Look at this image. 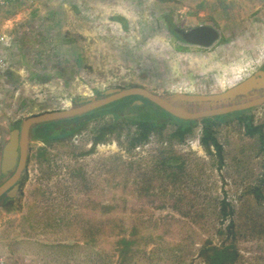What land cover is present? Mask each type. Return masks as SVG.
Returning <instances> with one entry per match:
<instances>
[{"label":"rangeland","instance_id":"rangeland-1","mask_svg":"<svg viewBox=\"0 0 264 264\" xmlns=\"http://www.w3.org/2000/svg\"><path fill=\"white\" fill-rule=\"evenodd\" d=\"M1 9L10 15L9 35L18 43L11 44L0 29V57L8 63L0 75L11 67L20 76L0 83V167L11 129L33 114L71 108L75 100L116 87L142 86L167 97L220 93L264 62V0H15ZM165 15L185 30L212 25L220 38L210 47L183 42L170 32ZM116 16L126 18V28ZM76 57L81 58L79 65ZM251 114L255 123L264 124V105ZM112 116L106 114L98 123ZM195 122L185 140L170 136L177 127L172 122L161 136L153 135L131 151L112 138L89 153L92 123L71 141L47 146L50 169L36 159L46 144L35 138L40 130L35 127L23 170L28 178L16 208H0V257L7 264H119L117 236L102 235L100 246H92L84 242L79 226L52 232L43 221L29 234L23 230L30 196L40 197L39 209L49 207L59 214L67 212L64 205L72 203L71 195L77 199L80 192L88 195L79 207L113 194L116 208L109 214L118 215L116 222L127 226L128 236L139 221L141 232L125 264H206L200 252L208 241L234 244L239 251L235 264H264V204L249 192L264 176L258 137L248 136L237 118H220L217 129L225 163L219 169L216 155L200 142L202 124ZM163 151L176 158L175 180L159 175ZM79 169L85 182L71 180ZM12 174L0 172V184ZM67 187L72 188L68 198ZM224 198L235 210L234 234L228 231L229 219L219 214ZM82 217L78 225L85 223Z\"/></svg>","mask_w":264,"mask_h":264},{"label":"trees","instance_id":"trees-1","mask_svg":"<svg viewBox=\"0 0 264 264\" xmlns=\"http://www.w3.org/2000/svg\"><path fill=\"white\" fill-rule=\"evenodd\" d=\"M115 20L120 22L126 28V18L123 16H116ZM165 21L170 32L176 36L179 40L185 42L182 37L175 32L176 23L169 15H165ZM174 27V28H173ZM81 58L76 57L75 64L79 65ZM142 100V104L131 105L135 100ZM114 108H107V106L94 110L90 113L76 116L69 119H64L48 124L38 125L37 128H40V132H35V138L41 139L44 141L46 146L39 148L36 153V159L43 166H46L47 169H50V160L48 158L47 146H51L56 142H67L71 141L74 136L83 133L88 130L92 123L95 125L92 126L91 130L93 135L91 138L93 146L88 152L91 153L94 151L95 147L99 143H105L112 138L119 140V144L122 147H125L127 150L131 151L139 145L145 144L150 140L153 135L161 136L167 125L170 123L177 124V127L174 128L171 137L178 140H185L188 134H191L194 128L198 125L195 121L181 120L172 116L167 111L161 109L159 106L153 102L144 99L140 96H131L116 102ZM113 104V103H111ZM128 108L129 112L124 113L125 109ZM252 110H242L225 115L213 116L208 118H203L200 120L202 124V135L200 142L202 146L210 154L216 155V160L218 162V168L221 169L225 163L224 157V147L218 137V127L219 119L233 117L237 118L240 124L244 127L245 133L251 137H258L260 143V152L263 156L264 161V124H257L254 120V115L251 114ZM133 113L132 115H130ZM106 114H112V119L108 120L105 123H98L99 119H103ZM20 125V124H19ZM43 126V131L41 130ZM19 128V127H17ZM162 157L158 161L157 166L159 170V175L163 178L167 175V178L174 179L176 178L175 168L178 166V163L173 162L176 160L174 156L169 157L167 152L163 151L161 153ZM30 160V158H29ZM47 172L48 170H43ZM49 172V171H48ZM73 181L77 180L79 182H85V174L82 170H76L72 173ZM175 177V178H174ZM28 178L27 170L22 174L20 178V191L14 198H6L4 204L0 208L7 209L9 211L16 208L14 202L20 198L22 189ZM149 182H152L153 178L150 176ZM154 185V184H153ZM70 188V187H69ZM100 191L96 194H102L103 189L99 186ZM89 191L95 193V191ZM249 192L254 196L256 201L260 204H264V176L260 178L259 183L254 185ZM72 193V188L68 191V187L65 191V196L68 198V194ZM77 196L71 195L73 200L67 207V212L64 213H51L49 207L39 209L37 206V201L40 200V197L29 198L28 213L25 215L23 225V230L26 234H29V230L41 226L44 221V227L52 229V232H60L65 230H74L80 227V230L86 235L84 237V242L87 244L98 245L100 246V237L102 235H112L117 236L116 243L118 244V252L120 253L121 261L119 264H125L126 259L128 258L129 252L132 250V246L136 242V237L140 235V225L139 221L133 225V228L130 232V236L127 235V226L123 222H116L118 215L109 214L110 210L116 208V202L114 201V196L111 194V197L105 198L104 200L97 197L94 202L90 205H81L79 203L85 195L88 193L78 192ZM77 202L75 205L74 202ZM63 208L58 211L61 212ZM57 210H55L56 212ZM234 207L232 204L224 198L221 201L219 214L223 220L229 219L228 231L229 233L234 234L236 223L233 218L234 216ZM117 211L114 212L116 214ZM83 216V217H82ZM117 216V217H116ZM83 218L85 223H80L78 225V219ZM113 218V219H112ZM79 226V227H78ZM90 228H89V227ZM28 232V233H27ZM118 236H120L118 238ZM65 240V239H64ZM65 241L72 242L68 239ZM75 242H72L74 245ZM97 256H101L100 250H97ZM206 264H235L239 257L238 248L234 244L216 246L212 242L208 241L205 246L201 249L200 252ZM125 259V263H124ZM109 264V263H108Z\"/></svg>","mask_w":264,"mask_h":264},{"label":"water","instance_id":"water-1","mask_svg":"<svg viewBox=\"0 0 264 264\" xmlns=\"http://www.w3.org/2000/svg\"><path fill=\"white\" fill-rule=\"evenodd\" d=\"M175 32L180 34L186 43L202 47H210L220 38L219 31L212 25H199L190 30L177 27ZM262 87H264V70L220 93H175L167 97L142 86L116 87L105 90L101 96L75 100L71 108L33 114L25 118L19 128L11 131L10 138L3 148L0 172L4 175H9L11 172L13 174L0 185V206L4 204V194L6 197L14 198L19 192V181L28 158L30 134L38 125L81 116L131 96L147 99L178 119L200 121L203 118L247 110L264 104V95L246 102H238L249 96L254 88ZM142 103V100L135 101V104ZM197 104L207 107L204 110H189L185 106Z\"/></svg>","mask_w":264,"mask_h":264},{"label":"crops","instance_id":"crops-1","mask_svg":"<svg viewBox=\"0 0 264 264\" xmlns=\"http://www.w3.org/2000/svg\"><path fill=\"white\" fill-rule=\"evenodd\" d=\"M11 21V19H10V15L8 14V13H3V11H2V9H0V29L2 30L1 32L2 33H5V35H7L8 36V40H10V43L11 44H13V43H18V41H16L15 39H13L12 40V38L13 37H11L10 35H9V33H11L12 32V28H13V26L12 25H10V23H8V22H10ZM4 28H7V30L5 29L4 30ZM11 41H13V43L11 42ZM10 71L9 72H7L6 74H5V76H3L2 77V75H0V83H2V82H4V83H6L7 84V81H9L11 78H18L20 75V72H18L17 70H15V69H12L11 67H10V69H9ZM28 81V77H26V82ZM1 90V89H0ZM47 111H50V110H47ZM44 112V111H43ZM16 127H14V128H12L11 129V131L13 130V129H15ZM11 133V132H10ZM10 135V134H9ZM10 138V137H9ZM4 174H1V176H3ZM2 184V183H1ZM0 184V185H1Z\"/></svg>","mask_w":264,"mask_h":264},{"label":"flooded vegetation","instance_id":"flooded-vegetation-1","mask_svg":"<svg viewBox=\"0 0 264 264\" xmlns=\"http://www.w3.org/2000/svg\"><path fill=\"white\" fill-rule=\"evenodd\" d=\"M178 27V26H177ZM177 27H175V28H177ZM174 28V27H173ZM174 28V29H175ZM180 28V27H179ZM177 33V32H176ZM180 37H182L180 34H178ZM261 70H264V62L262 63V65L256 70V71H254L252 74H250L249 76H247L245 79H247V78H249L250 76H252V75H254V74H256L257 72H259V71H261ZM244 79V80H245ZM243 80V81H244ZM242 82V81H241ZM240 82V83H241ZM262 95H264V87H262V88H254L250 93H249V96H247V97H244V99H241V100H239L238 102L240 103V102H246V101H249V100H252V99H254V98H258V97H260V96H262ZM262 105H264V104H262ZM262 105H260V106H262ZM260 106H256V107H253V108H249V110L251 109L252 111H254L255 109H257V108H259ZM248 110V109H247ZM6 198H9V197H6V195L4 194L3 195V199L5 200Z\"/></svg>","mask_w":264,"mask_h":264},{"label":"built area","instance_id":"built-area-1","mask_svg":"<svg viewBox=\"0 0 264 264\" xmlns=\"http://www.w3.org/2000/svg\"><path fill=\"white\" fill-rule=\"evenodd\" d=\"M15 1V0H0V9L6 6L8 3ZM4 41V37L0 34V43ZM8 63L5 61L3 57H0V70H4L7 68ZM0 264H7L3 257H0ZM31 264H45L42 262H33Z\"/></svg>","mask_w":264,"mask_h":264}]
</instances>
